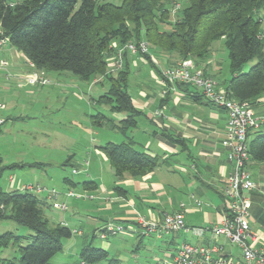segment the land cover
Masks as SVG:
<instances>
[{"label": "trees", "instance_id": "obj_1", "mask_svg": "<svg viewBox=\"0 0 264 264\" xmlns=\"http://www.w3.org/2000/svg\"><path fill=\"white\" fill-rule=\"evenodd\" d=\"M184 1L183 9L176 12L172 20L175 0H122L120 6L99 0H81L79 6L78 0H23L13 5L8 0H0V24L5 35L11 46L37 69L67 72L84 82L99 76L110 81V89L97 103L109 106L112 114H125L126 119L119 121V125L113 124L123 133L125 141L110 142L98 149L113 168L116 181H121L125 175L141 178L161 164L160 158L137 150L133 139L128 137L142 115L128 92L130 57H142L155 75L162 77L152 55L141 50L136 54L126 50L123 69L109 73V62L116 50L128 44L139 47L144 42L150 52L163 50L177 54L180 61L190 63L192 59V67H197L210 59L212 43L224 39L230 61V80L225 88L228 96L247 102L252 108L264 97V16H260L264 13V0ZM166 26L169 29H163ZM252 61H256L255 65L244 72V67ZM174 87L193 99H204L185 84L175 83ZM92 118L95 126L113 122L103 114ZM249 154L248 168L251 162L264 164V133L261 131L250 133ZM66 181L72 187L80 184ZM81 185L88 191L98 188L93 181ZM114 191L127 196L120 185H116ZM255 193L254 190L250 194L251 212ZM49 207L53 208L34 193L5 191L0 186V220L13 221L32 232L28 236L12 232L0 235V250L28 241L26 246H19L18 259H4L1 264H52L64 251L63 241L71 238L73 232L64 224L50 225L45 214ZM80 259L84 264H117L119 261L89 242L82 246Z\"/></svg>", "mask_w": 264, "mask_h": 264}, {"label": "rangeland", "instance_id": "obj_2", "mask_svg": "<svg viewBox=\"0 0 264 264\" xmlns=\"http://www.w3.org/2000/svg\"><path fill=\"white\" fill-rule=\"evenodd\" d=\"M8 1L16 3L23 0ZM99 1L116 6L122 4V0ZM80 2L81 0H78V6ZM184 2V0H175L173 6L176 11L173 10L172 20H175L176 12L183 9ZM260 16L263 17L264 13H260ZM163 29H169V27L166 26ZM262 36L264 41V21L262 23ZM211 49L210 60L215 65L219 64L222 74L220 81L222 85H225L224 77L229 75L230 61L224 39L212 43ZM146 53L152 56L160 53V55H166L171 59L177 55L163 50L157 52L153 50L150 52L149 50ZM5 57L10 60L11 66L8 70L0 69V101L6 104L1 103L5 106L4 108L7 107L1 113L7 120L0 127V169L3 168L0 170V186L5 191H20L23 185H39L46 188L49 186L56 189L59 193L56 201L65 204L66 211L49 207L45 210L46 217L51 226L64 224L61 222L67 221L73 236L63 241L65 250L57 255L52 263L84 264L80 259V251L85 242L103 249L99 235L93 233L103 225L104 222L100 219H105L106 213L100 212L95 207V200H93L95 196L92 192L95 190L86 191L81 184L88 179L89 175L90 177L92 175L96 181L101 180L100 184L109 188L114 195L126 198L114 191L116 183L119 182H116L115 174H86L81 169L82 172L74 173L75 167H81L79 166L80 163L84 164L86 160L93 163L97 159V155H95L96 146H104L110 142L119 144L125 141L123 133L114 127L115 124L119 125V115L112 114L109 106L97 103L99 97L110 89V81L99 76L95 80L84 82L67 72L58 73L42 70L45 72L44 75L49 80V84L29 86L25 84L23 77L26 73L39 69L31 65L14 48L7 51ZM255 63L256 61H252L247 64L244 67V72H248ZM59 74H68L69 77L61 78L65 85H59L56 82L59 81ZM154 74L155 71L148 63L138 61V67H135L133 63L130 64L128 92L135 95L147 86L152 94L157 96L156 107H158L159 98L165 100L169 95L164 96L165 88L159 86L156 80L152 79ZM72 77L76 81H71ZM161 78L159 77L160 81H162ZM191 90L194 89L191 88ZM167 107L162 110L163 112L158 110L166 117L169 114V107ZM97 114H103L113 122L109 121L102 126H95L92 116ZM107 165L110 166V163L108 162ZM250 172L254 179L259 178V172L256 168L251 167ZM178 176L167 174L166 177H163L169 194L168 197L171 198V202L166 206L168 212H173L174 209L178 208V205L185 200V194H188L189 188ZM66 179L80 184L77 187H72ZM20 184L22 186H19ZM168 185H172V188L176 187L177 190L169 189ZM201 201L204 209L208 208V205L210 206L207 200L202 199ZM116 211L117 208L114 207L113 212ZM93 217L99 221L92 223L94 222ZM196 217L194 219L198 225L201 223V219H199L200 216ZM139 219L145 220L140 215ZM161 221L154 222L160 223ZM191 221L195 223L193 220ZM118 223L125 226V223ZM126 227L123 234L110 236L107 240L110 243V248L107 249L110 258L119 260L117 264H162L163 260L171 259L175 254L170 253L173 249V252L176 251L175 245L170 251L166 250L167 246L164 243H157L155 235L150 238L151 236L142 235L140 231H138L139 235L130 234ZM78 231H83L85 236H78ZM7 232H12L17 236L32 234L30 230L13 221L0 220V235ZM174 235L176 243L181 245L185 233L181 232L180 234L178 232ZM186 235L191 238L193 234L190 232ZM69 243H76L77 245L70 249ZM228 243L230 249L238 252L236 245ZM27 244L28 241L23 240L20 245H11L0 250V264L4 259H18L20 256L19 246H26ZM138 245L140 247L137 249ZM168 255L172 256L168 257ZM100 264L107 263L102 262Z\"/></svg>", "mask_w": 264, "mask_h": 264}, {"label": "crops", "instance_id": "obj_3", "mask_svg": "<svg viewBox=\"0 0 264 264\" xmlns=\"http://www.w3.org/2000/svg\"><path fill=\"white\" fill-rule=\"evenodd\" d=\"M152 59L155 60L154 63L161 71L174 66L180 61L177 55L171 59V57L160 55V53L152 56ZM130 60L135 67H138V61L146 63L142 57L132 56ZM192 62L191 60V65ZM213 63L209 59L192 68L214 78L220 87L226 88L230 80V72L229 75H225V85H222L219 64L215 65ZM64 76L69 77L68 74H59V81H56L59 85H65L62 82ZM75 78L72 77L71 81L78 79ZM152 79H155L159 86H164L155 74ZM130 95L134 106L142 112V115L138 117L137 127L129 131L128 137L133 139L137 150L152 157L160 158L161 164L141 178L126 175L121 181H116L117 185L120 184L127 191L126 198L117 197L109 188L100 184L101 180L96 181L92 175L91 177L88 176V179L84 182L93 181L98 186L95 191H92L95 196V199H93L95 200V207L100 212L106 213L105 219H100L103 220V225L93 234L99 235L103 249L108 251L107 249L110 248V243L107 242L109 237L106 239L101 238L104 227L110 222L125 223L124 225L127 226L126 228L130 234H138V231H140L142 235L151 236L150 238L155 235L157 243H164L167 246L166 250L170 251L175 245L177 251L180 245L176 243L174 233L164 234L161 237L156 232L150 234L144 232V234L139 225V215L148 222H157L162 220L165 214L183 209L188 227H211L221 222L223 218V191L232 170V165L227 161L225 147L228 133L227 113L222 108L208 104L204 99H193L191 95L180 89L171 92L165 100L159 98L158 107H156L157 96L154 93L152 94L147 86L135 95ZM0 103L5 104L3 101H0ZM166 106L169 107H167L168 117L164 115L162 117L155 116L156 111H162L166 109ZM179 107L181 108L179 109ZM6 109L7 107L0 109V127L6 123L7 119L1 115ZM253 109L258 116L264 114V97L258 100ZM118 115L120 121L126 119L124 114ZM258 131L264 133V126ZM99 147L101 146H96L95 155H97V159L93 163L86 160L84 164L80 163V168H74L77 174L82 171L86 174H115L111 165H107L108 160L98 149ZM251 167L256 168L259 172L258 179H254L252 176L256 184V193L252 197L254 204L251 212V234L253 237L251 245L264 254V164L251 162L249 170ZM167 174L179 175V179L189 188L188 194H185V200L173 212H168L166 208L171 202L163 180V177H166ZM168 188L177 190L176 187L172 188V185H168ZM37 195L43 200L46 199L45 194ZM202 199L209 202L210 206L208 205V208L204 209ZM182 205H184L183 208H181ZM114 207L117 208L116 212H113ZM196 216H200L199 219H201V223L198 225L194 219ZM92 219L94 221L92 223L99 221L95 217ZM191 220L195 223H192ZM61 223L69 227L67 221ZM121 233L123 234L124 231ZM179 233L181 234V232ZM183 233H185L183 242L194 245L213 243L210 234L203 238H196L193 235L189 238L190 236L187 237L186 234L190 232ZM77 235L85 236V233L78 231ZM228 242L224 238L217 241L223 247L225 255L241 262V251L238 249L237 252L230 249ZM69 244L70 249L77 245L76 243ZM173 250L170 253L176 252H173Z\"/></svg>", "mask_w": 264, "mask_h": 264}, {"label": "built area", "instance_id": "obj_4", "mask_svg": "<svg viewBox=\"0 0 264 264\" xmlns=\"http://www.w3.org/2000/svg\"><path fill=\"white\" fill-rule=\"evenodd\" d=\"M10 4L13 5L14 2ZM11 49L13 47L10 39L5 35L0 24L1 70H8L11 66L10 60L5 57L6 52ZM126 50L133 54H136L138 50L146 53L148 46L142 42L139 47L135 44H128L116 50L109 62V73L114 74L123 69V54ZM44 73L42 70L29 72L26 73L23 80L29 86H45L49 84V80ZM161 79L165 86L164 96L168 92L176 90L175 83H182L199 92L210 105L226 111L228 133L225 147L227 161L232 165V170L223 191V218L219 224L211 227H188L185 213L181 209L165 215L160 223L139 219L143 233L156 232L160 237L164 234L178 232H192L196 238H203L207 234L211 235L212 244L194 245L183 242L171 259L163 260L162 264H264V254L251 245L253 237L251 234L252 199L250 194L256 189V184L248 168L250 133L264 126V114L258 116L249 103L232 100L228 96L227 90L220 87L214 78L199 70H194L188 61H180L175 66L163 70ZM4 107L0 103V109ZM155 116H163V114L157 111ZM74 173L77 171L74 170ZM20 191L34 194L45 193L46 200L54 209L66 211L65 204L56 201L59 196L56 189L39 185H23ZM183 207L184 205L181 206V208ZM124 230L125 226L122 224L109 223L103 229L101 238L116 236ZM220 238H224L238 247L242 254L241 262L224 254L223 247L217 243Z\"/></svg>", "mask_w": 264, "mask_h": 264}]
</instances>
